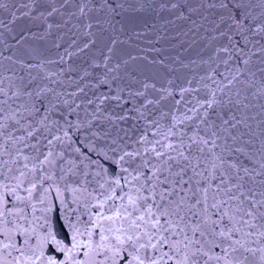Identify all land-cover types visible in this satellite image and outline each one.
<instances>
[{
	"label": "snow or ice",
	"instance_id": "6c2138e0",
	"mask_svg": "<svg viewBox=\"0 0 264 264\" xmlns=\"http://www.w3.org/2000/svg\"><path fill=\"white\" fill-rule=\"evenodd\" d=\"M0 264H264V0H0Z\"/></svg>",
	"mask_w": 264,
	"mask_h": 264
}]
</instances>
